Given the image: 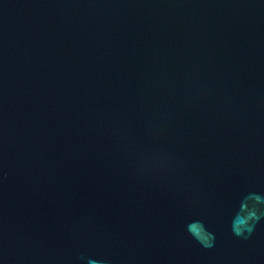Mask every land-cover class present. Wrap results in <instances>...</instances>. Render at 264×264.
<instances>
[{
    "label": "water",
    "instance_id": "obj_1",
    "mask_svg": "<svg viewBox=\"0 0 264 264\" xmlns=\"http://www.w3.org/2000/svg\"><path fill=\"white\" fill-rule=\"evenodd\" d=\"M0 264H264V0H0Z\"/></svg>",
    "mask_w": 264,
    "mask_h": 264
},
{
    "label": "clouds",
    "instance_id": "obj_2",
    "mask_svg": "<svg viewBox=\"0 0 264 264\" xmlns=\"http://www.w3.org/2000/svg\"><path fill=\"white\" fill-rule=\"evenodd\" d=\"M259 202V201H257ZM244 210V206L242 205V211ZM256 218V213L253 212H248L247 216H241L239 213L237 215V218L234 219L233 221V231L234 234L236 235H243V230L248 226L249 221ZM197 238H199L198 235H196ZM214 239V237L212 236V234H209V239L203 241L204 246L206 247H211L212 243L211 240Z\"/></svg>",
    "mask_w": 264,
    "mask_h": 264
}]
</instances>
